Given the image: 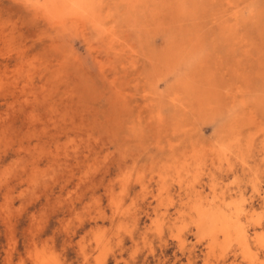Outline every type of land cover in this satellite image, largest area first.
<instances>
[{
    "label": "rangeland",
    "instance_id": "obj_1",
    "mask_svg": "<svg viewBox=\"0 0 264 264\" xmlns=\"http://www.w3.org/2000/svg\"><path fill=\"white\" fill-rule=\"evenodd\" d=\"M86 1L0 0V264H264V0Z\"/></svg>",
    "mask_w": 264,
    "mask_h": 264
},
{
    "label": "bare ground",
    "instance_id": "obj_2",
    "mask_svg": "<svg viewBox=\"0 0 264 264\" xmlns=\"http://www.w3.org/2000/svg\"><path fill=\"white\" fill-rule=\"evenodd\" d=\"M61 1H64V6L65 5H69V4H74V5H76V4H79L78 2H80V1H83L84 2V0H61ZM82 2V3H83ZM85 2H87L86 0H85ZM81 3V4H82ZM87 4V3H86ZM234 4V3H233ZM37 5V4H36ZM85 5V4H84ZM77 7H78V5H76ZM228 6H230V5H228ZM77 7H76V10H78L77 9ZM85 7V6H84ZM34 8V7H33ZM39 8V7H38ZM42 8H44V7H42ZM235 8V7H234ZM40 9H41V7H40ZM72 10H73V7L71 8ZM230 9V8H229ZM232 9V8H231ZM65 10V9H64ZM70 10V9H69ZM72 10H71V12H72ZM46 11V10H45ZM68 11V10H67ZM74 12H75V10H73ZM80 11V10H79ZM82 11V10H81ZM65 12V11H64ZM71 12H70V14H71ZM90 12V11H89ZM77 13V12H76ZM55 14V13H54ZM60 14H63V13H60ZM75 14V13H74ZM81 14V13H80ZM64 16L66 15L65 13L63 14ZM51 16V15H50ZM80 17H82L81 15H79ZM52 18V17H51ZM53 20V19H52ZM108 34V33H107ZM116 40V39H115ZM115 42V41H114ZM113 42V43H114ZM177 92V91H176ZM183 96H185V95H183ZM187 97V96H186ZM186 101V100H185ZM185 103V102H184ZM180 105V104H179ZM159 117H160V115H159ZM175 133V132H174ZM185 134V133H184ZM237 136V135H236ZM235 137V136H234ZM234 145V144H233ZM173 146V145H172ZM171 146V147H172ZM242 146V145H241ZM239 147V146H238ZM224 148V147H223ZM244 149V148H243ZM218 151V150H217ZM220 151V150H219ZM231 151V150H230ZM223 152V151H222ZM220 153V152H219ZM185 157V156H184ZM181 162V161H180ZM182 207V206H181Z\"/></svg>",
    "mask_w": 264,
    "mask_h": 264
}]
</instances>
